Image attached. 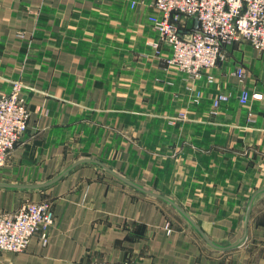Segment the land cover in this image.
<instances>
[{
  "label": "crops",
  "instance_id": "crops-1",
  "mask_svg": "<svg viewBox=\"0 0 264 264\" xmlns=\"http://www.w3.org/2000/svg\"><path fill=\"white\" fill-rule=\"evenodd\" d=\"M154 3L0 0V96L19 82L30 111L0 212L54 213L46 243L0 264H264V57L226 45L192 80L166 62Z\"/></svg>",
  "mask_w": 264,
  "mask_h": 264
},
{
  "label": "built area",
  "instance_id": "built-area-1",
  "mask_svg": "<svg viewBox=\"0 0 264 264\" xmlns=\"http://www.w3.org/2000/svg\"><path fill=\"white\" fill-rule=\"evenodd\" d=\"M154 6L161 13L160 18L153 19L160 43L171 48L167 64L192 80L200 79L203 70L225 59L226 45L245 41L264 57V0H155ZM185 18L194 19L196 27L186 28ZM235 74L243 79L245 71L238 66ZM207 80L212 82V76ZM22 89L21 83L14 82L10 93L0 96V168L28 126L30 111L21 96ZM248 99V91L243 90L239 102L244 105ZM224 101L227 96L218 94L213 107ZM53 222L50 200H24L17 209L0 212V250L22 252L35 235L46 243ZM90 264L119 263L97 259Z\"/></svg>",
  "mask_w": 264,
  "mask_h": 264
},
{
  "label": "rangeland",
  "instance_id": "rangeland-1",
  "mask_svg": "<svg viewBox=\"0 0 264 264\" xmlns=\"http://www.w3.org/2000/svg\"><path fill=\"white\" fill-rule=\"evenodd\" d=\"M237 245H234V246H232V247H230V248H225L224 249V252L226 253V252H230V251H233L234 250V248L236 247ZM26 250V249H25ZM24 250V251H25ZM0 252H11V251H3V250H0ZM23 252V251H22ZM11 253H20V252H11ZM94 260H97V259H94ZM93 260V261H94ZM99 260V259H98ZM102 260H106V259H102Z\"/></svg>",
  "mask_w": 264,
  "mask_h": 264
},
{
  "label": "water",
  "instance_id": "water-1",
  "mask_svg": "<svg viewBox=\"0 0 264 264\" xmlns=\"http://www.w3.org/2000/svg\"><path fill=\"white\" fill-rule=\"evenodd\" d=\"M252 200H253V198L249 201V203H248V207H247V215H246V217L248 216V213H249V211H250V208H251V204H252ZM209 241V240H208ZM210 242V241H209ZM212 244V243H211ZM214 246V245H213ZM217 247V246H216Z\"/></svg>",
  "mask_w": 264,
  "mask_h": 264
}]
</instances>
